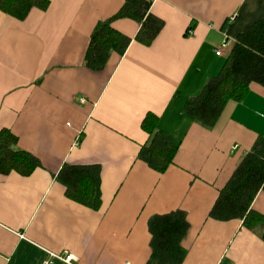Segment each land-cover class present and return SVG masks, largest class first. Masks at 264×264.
I'll list each match as a JSON object with an SVG mask.
<instances>
[{
  "label": "crops",
  "instance_id": "0c3cea01",
  "mask_svg": "<svg viewBox=\"0 0 264 264\" xmlns=\"http://www.w3.org/2000/svg\"><path fill=\"white\" fill-rule=\"evenodd\" d=\"M124 0H50L20 21L0 10V131L39 164L29 174L0 173V264H42L48 252L74 253L76 264H149L150 221L182 211L189 228L179 264H264L263 238L242 220L210 212L256 141L264 138V87L252 84L211 128L184 113L223 69L228 38L264 17V0H153L163 20L157 38L133 40L104 70L85 66L91 35ZM113 27L135 38L139 25ZM148 114L178 146L161 174L139 159ZM65 165L98 166L101 207L66 196ZM252 210L264 216V191ZM56 264H64L57 262Z\"/></svg>",
  "mask_w": 264,
  "mask_h": 264
},
{
  "label": "trees",
  "instance_id": "16d2710c",
  "mask_svg": "<svg viewBox=\"0 0 264 264\" xmlns=\"http://www.w3.org/2000/svg\"><path fill=\"white\" fill-rule=\"evenodd\" d=\"M153 0H124L113 17L99 22L92 32L85 55V66L92 71L105 69L113 55L122 57L133 40L150 45L164 27L163 20L151 13ZM50 0H0V10L22 21L32 9L45 11ZM118 19H130L139 25L135 38L113 27ZM252 84L264 87V17L239 34L221 72L213 77L203 92L188 100L184 113L205 128H211L231 101H241ZM157 117L148 114L142 123L148 133L139 159L158 173H165L175 162L178 146L158 130ZM19 139L10 130L0 131V173L11 171L29 175L39 164L32 154L18 148ZM57 179L65 186L66 196L94 211L101 207L98 166L65 165ZM264 191V138H259L243 159L231 180L221 190L210 218L217 221L242 220L246 228L264 240V216L254 212L252 203ZM153 256L149 264H179L184 252L179 246L189 228L186 214L175 211L155 216L150 221Z\"/></svg>",
  "mask_w": 264,
  "mask_h": 264
},
{
  "label": "built area",
  "instance_id": "2783aa9c",
  "mask_svg": "<svg viewBox=\"0 0 264 264\" xmlns=\"http://www.w3.org/2000/svg\"><path fill=\"white\" fill-rule=\"evenodd\" d=\"M231 44H233L232 40H229L227 38L223 42L222 46L216 51V55H222L223 51ZM57 262H62L64 264H76L78 262V257L71 252H64L62 254L48 252V259L45 260L42 264H56Z\"/></svg>",
  "mask_w": 264,
  "mask_h": 264
}]
</instances>
